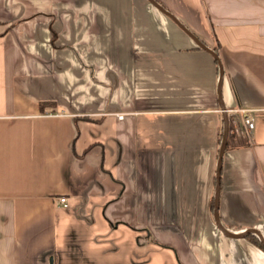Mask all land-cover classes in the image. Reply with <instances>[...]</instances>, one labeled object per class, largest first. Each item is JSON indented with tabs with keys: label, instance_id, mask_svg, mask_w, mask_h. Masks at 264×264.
I'll return each instance as SVG.
<instances>
[{
	"label": "crops",
	"instance_id": "obj_1",
	"mask_svg": "<svg viewBox=\"0 0 264 264\" xmlns=\"http://www.w3.org/2000/svg\"><path fill=\"white\" fill-rule=\"evenodd\" d=\"M153 1L0 0V264H264V0Z\"/></svg>",
	"mask_w": 264,
	"mask_h": 264
},
{
	"label": "water",
	"instance_id": "obj_2",
	"mask_svg": "<svg viewBox=\"0 0 264 264\" xmlns=\"http://www.w3.org/2000/svg\"><path fill=\"white\" fill-rule=\"evenodd\" d=\"M149 2L154 6V7H157L160 11H162L163 13H165L166 15H168L169 17H171L168 12H166L162 7H159L153 0H149ZM190 37L193 38V40L196 42V44L199 46V48H202L203 50H206L208 51L211 55H213V57L217 60V55L212 51L210 50L209 48H206L204 47L196 38H194L193 35L189 34ZM219 83L221 81V78H222V68H221V65L219 64ZM223 119H224V124H223V130H222V140H221V145H220V150H219V154H218V159H217V162H218V168H217V173H216V176H217V181H216V190L217 192L219 191L218 190V186H219V179H220V176H219V169H220V166H221V157H222V153L224 152L225 150V144H226V140H227V125H228V122H227V119L225 117V114L223 115ZM215 211H214V219H216V222H217V225H218V228L219 230L221 231V233H226V230L225 228L223 229L221 226H220V223H219V219H217V201L215 199ZM247 233L246 234H256L260 240V243L262 246H264V241L262 239V237L260 236L259 232H257V230L253 229V230H248L246 231ZM232 236L234 237H239V236H242L243 234H239V235H233L231 234Z\"/></svg>",
	"mask_w": 264,
	"mask_h": 264
},
{
	"label": "built area",
	"instance_id": "obj_3",
	"mask_svg": "<svg viewBox=\"0 0 264 264\" xmlns=\"http://www.w3.org/2000/svg\"><path fill=\"white\" fill-rule=\"evenodd\" d=\"M256 111H264V110H255V109L248 110V109L237 108V109H235L233 111H229V112L239 114L243 128H244V132L249 136L250 131L254 128V124H255L254 113ZM116 117H117V119L121 120V118L123 117V114L122 113L116 114ZM56 202L59 205H61L62 207L67 206L66 199L64 197H57Z\"/></svg>",
	"mask_w": 264,
	"mask_h": 264
},
{
	"label": "trees",
	"instance_id": "obj_4",
	"mask_svg": "<svg viewBox=\"0 0 264 264\" xmlns=\"http://www.w3.org/2000/svg\"><path fill=\"white\" fill-rule=\"evenodd\" d=\"M256 243H257V245H258V246H260V247H261V249H263V250H264V246H262V245H261V243H260L258 240L256 241Z\"/></svg>",
	"mask_w": 264,
	"mask_h": 264
}]
</instances>
